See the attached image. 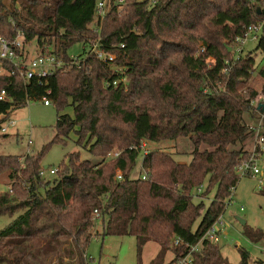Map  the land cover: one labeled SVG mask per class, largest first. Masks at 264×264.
I'll use <instances>...</instances> for the list:
<instances>
[{"label": "trees", "instance_id": "1", "mask_svg": "<svg viewBox=\"0 0 264 264\" xmlns=\"http://www.w3.org/2000/svg\"><path fill=\"white\" fill-rule=\"evenodd\" d=\"M99 1L106 4L102 17ZM109 1L0 0V38L12 40L19 30L25 56L32 48L36 56L55 53L68 62L76 43L78 56L96 43L115 56L88 55L75 67L28 81L9 75L11 66L0 61L6 94L0 131L28 101L47 98L55 109L54 136L39 153L0 155L8 191L0 195V217L12 219L0 230V264L52 258L62 264L70 256L85 264L97 223L102 238L135 239L137 264L147 243L158 246L148 264H164L168 252L167 264H174L224 213L239 180L236 168L249 157L246 124L258 111L250 102L264 97V63L256 68L254 60L256 52L264 56V27L251 52L236 58L233 45L249 25L264 21V0H124L119 8ZM254 72L263 82L259 90ZM71 135L79 150L51 168L54 175L40 176L44 153L54 143L65 146ZM181 139L187 151L143 154V143ZM138 162L144 175L131 179ZM243 235L252 243L263 238L251 229ZM248 258L239 250L238 264ZM190 264L227 262L217 244L203 239Z\"/></svg>", "mask_w": 264, "mask_h": 264}, {"label": "rangeland", "instance_id": "2", "mask_svg": "<svg viewBox=\"0 0 264 264\" xmlns=\"http://www.w3.org/2000/svg\"><path fill=\"white\" fill-rule=\"evenodd\" d=\"M142 2L144 0H138ZM256 46V41H248L243 46V55L251 52ZM27 49V48H26ZM27 56H34L32 48L27 49ZM82 52L80 43L74 44L69 50L68 55L78 56ZM256 68L264 63V56L256 52L254 54ZM253 85L256 89H260L263 82L257 78L256 72L252 76ZM12 122L13 126L9 123ZM55 109L52 105L44 106L41 101H28L21 108L13 109L8 115L2 128L5 132V138H0V155H11L19 158L32 156L39 153L46 145H48L54 136ZM74 136L71 135L70 140L65 146L60 144H52L42 157V166L46 168L44 177H50L48 171L63 160L68 153L78 151V147L73 143ZM187 140L163 141L159 143L146 142L142 151H160L174 153L175 151H187ZM250 143L245 145V149H249ZM173 158L186 162L188 156L173 155ZM83 158L87 155H82ZM258 169L264 176V161H258ZM144 171L140 168L138 162L131 173L130 178L136 179L143 176ZM2 178V179H1ZM5 175L0 176V195L8 194L7 181ZM263 186H259L257 181L244 177L239 178L235 188L231 193V201H225V210L222 214L223 226H221V234L217 242L220 255L228 264L239 263V250L247 252L249 258L247 264H264V242L257 244L250 242L244 235V229H251L264 233V196L261 195ZM215 194V189H211L209 194L203 200L204 207H207ZM197 198H193V202H197ZM242 208V211H239ZM242 219L245 223L241 225L235 219ZM12 219L8 217H0V230L10 224ZM199 219L194 224L197 226ZM95 232L99 231V235L92 237L88 243L85 256V264H137L136 262V246L135 239L130 236H100V224H96ZM158 246L155 243H147L141 253V264H148L156 255ZM171 259V253H166L164 264ZM55 258L49 259L47 264H56ZM62 264H78L73 257L62 260Z\"/></svg>", "mask_w": 264, "mask_h": 264}, {"label": "built area", "instance_id": "3", "mask_svg": "<svg viewBox=\"0 0 264 264\" xmlns=\"http://www.w3.org/2000/svg\"><path fill=\"white\" fill-rule=\"evenodd\" d=\"M152 1V0H150ZM112 7H121L124 4V0H110ZM105 2L99 1L97 3V16H103V9L105 7ZM264 27V21H259L249 25L243 36L237 38L234 41L233 52L236 58L239 54L243 52V46L248 41H257L262 33ZM19 30H16V36L12 40L0 38V61L6 62L11 66V70L7 72L11 76H18L22 81H28L33 77L41 78L52 75L56 70L65 69L67 70L71 65L77 66L83 58L88 55H93L96 59L100 61H112L115 56L110 55L102 51L98 44L87 45L84 56H70L68 55V62L63 61L60 57H57V54H47V55H34L32 57L25 56V52L22 48V36ZM5 71L0 66V74ZM112 85H116V82H112ZM6 100V94L4 90L0 91V101ZM44 106H49L50 102L47 98L41 100ZM251 106L257 108L258 105L263 107V111H257V118L255 120L249 121L246 124L248 132L251 134L250 138V154L246 160H243L239 163L236 168L237 178L250 177L257 181L259 186L264 185V176L261 178L262 174L258 169V161H264V97L257 98L250 102ZM10 126H13L12 122L9 123ZM2 133L5 132V128H2ZM145 145L142 144V150ZM146 151H143L145 154ZM109 156L116 157L117 153H112ZM56 169H50L48 171L49 175H54ZM45 172H40V176H44ZM120 173L116 172V179H120ZM144 178V177H142ZM233 189H231L232 193ZM200 192V188L196 191ZM231 197V196H230ZM231 201V199H229ZM242 208H240V211ZM221 226H223L222 215L218 217L216 222L211 226V228L204 234L203 239L217 244L219 236L221 234ZM201 240L194 246H189L187 252L178 258L174 264H190L191 255L199 250ZM181 244L179 241L174 243Z\"/></svg>", "mask_w": 264, "mask_h": 264}, {"label": "water", "instance_id": "4", "mask_svg": "<svg viewBox=\"0 0 264 264\" xmlns=\"http://www.w3.org/2000/svg\"><path fill=\"white\" fill-rule=\"evenodd\" d=\"M257 109H258L260 112L263 111V107H262L261 105H258V106H257ZM235 219L238 221V223H240L241 225H244L245 222H244L242 219H240V218H238V217H236Z\"/></svg>", "mask_w": 264, "mask_h": 264}, {"label": "crops", "instance_id": "5", "mask_svg": "<svg viewBox=\"0 0 264 264\" xmlns=\"http://www.w3.org/2000/svg\"><path fill=\"white\" fill-rule=\"evenodd\" d=\"M249 150H250V147H249ZM243 210V209H242ZM241 210V211H242ZM240 211V210H239ZM262 236H263V238L259 241V242H256L255 244H257L258 245V243H260V242H264V233H262ZM264 251V250H263ZM261 264H263V261H261V260H258ZM227 262V261H226ZM228 264V263H227Z\"/></svg>", "mask_w": 264, "mask_h": 264}]
</instances>
